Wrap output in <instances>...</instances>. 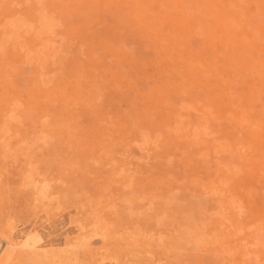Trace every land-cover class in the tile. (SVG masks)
Returning <instances> with one entry per match:
<instances>
[{
	"label": "rangeland",
	"instance_id": "374dc122",
	"mask_svg": "<svg viewBox=\"0 0 264 264\" xmlns=\"http://www.w3.org/2000/svg\"><path fill=\"white\" fill-rule=\"evenodd\" d=\"M5 241L3 264H264V0H0Z\"/></svg>",
	"mask_w": 264,
	"mask_h": 264
},
{
	"label": "bare ground",
	"instance_id": "6f19581e",
	"mask_svg": "<svg viewBox=\"0 0 264 264\" xmlns=\"http://www.w3.org/2000/svg\"><path fill=\"white\" fill-rule=\"evenodd\" d=\"M15 27V26H14ZM12 28V27H11ZM45 29H47V27L45 28ZM48 31H49V29H48ZM13 39V38H12ZM169 49V48H168ZM100 94V93H99ZM99 97V96H98ZM188 104V103H187ZM186 104V105H187ZM188 107V106H187ZM190 108V107H189ZM212 111V110H211ZM248 113V112H247ZM200 115H201V113H200ZM181 117H182V115H181ZM207 117V116H206ZM184 130H187V129H184ZM183 130V131H184ZM197 130H199V129H197ZM193 131H194V129H193ZM189 133V132H188ZM194 135V134H193ZM198 137V136H197ZM248 140V139H247ZM221 145V144H220ZM230 145V144H229ZM222 147V146H221ZM229 147V146H228ZM263 160V159H262ZM261 170V169H260ZM42 189V188H41ZM248 193V192H247ZM6 242V241H5ZM7 244H6V246H5V244H4V246H2L1 248H0V264H3L2 262L3 261H6V259H7V257H8V253H9V251L7 250V251H5L4 250V248H6L9 244H10V242H6ZM10 246V245H9ZM65 248V247H64ZM123 249V248H122ZM63 251V250H62ZM62 251H61V253H62ZM70 251V250H69ZM75 251V250H74ZM137 253V252H136ZM65 254V253H64ZM134 255V254H133ZM53 256V255H52ZM61 256V255H60ZM66 257V256H65ZM110 258H111V256H110ZM73 259V258H72ZM60 260V259H59ZM65 262V261H64ZM63 262V263H64ZM59 263H60V261H59ZM48 264V263H47Z\"/></svg>",
	"mask_w": 264,
	"mask_h": 264
}]
</instances>
